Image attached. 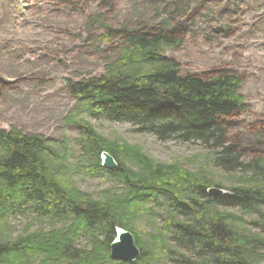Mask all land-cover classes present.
<instances>
[{
	"label": "trees",
	"instance_id": "16d2710c",
	"mask_svg": "<svg viewBox=\"0 0 264 264\" xmlns=\"http://www.w3.org/2000/svg\"><path fill=\"white\" fill-rule=\"evenodd\" d=\"M105 38V42L117 40L122 55L144 57L138 63L143 68L137 71L127 66L124 58L102 77L69 82L68 92L82 116L128 123L162 142L200 143L220 172L264 180V157L246 163L239 146L229 142L226 120L248 110L240 94L244 83L240 75L184 74L176 61L164 55L166 48L181 44L171 30L110 31ZM79 127V144L87 157L83 155L77 165L70 164L42 136L0 130V218L4 217V227L13 218H31L16 239L4 236L0 264H119L110 258L116 229L130 227L136 213L154 216L162 207L168 214L166 225L155 231L162 234L166 263L264 262V239L251 231L264 232L263 184L251 180L250 186H235L226 194L211 196L207 185L215 183L203 172L195 175L159 168L149 161L136 172L120 165L107 169L101 166L100 156L108 153L115 160L110 149L101 145L91 128ZM99 173L122 185V193L95 199L77 190L74 180L83 174L98 177ZM172 178L179 182L172 183ZM229 209L254 215L258 222L246 224L222 213ZM37 222L47 223L49 231H31ZM244 224L249 230L240 228ZM134 239L138 241L136 236ZM83 240L86 246L80 247ZM136 245L140 258L123 264L156 263L150 244H146V252Z\"/></svg>",
	"mask_w": 264,
	"mask_h": 264
},
{
	"label": "rangeland",
	"instance_id": "374dc122",
	"mask_svg": "<svg viewBox=\"0 0 264 264\" xmlns=\"http://www.w3.org/2000/svg\"><path fill=\"white\" fill-rule=\"evenodd\" d=\"M170 30L181 44L166 48L164 55L176 61L184 74L226 72L243 78L240 94L248 110L226 120L229 142L239 146L246 163L264 157V0H0V130L42 136L54 143L53 148L67 156L70 164L77 165L83 155L87 157L79 144V126H85L95 132L105 149H110L115 160L104 154L112 157L114 169L120 165L136 172L149 161L159 168L187 170L195 175L203 172L215 183L207 187L224 194L235 186H250L251 180L264 186V180L251 179L250 174L217 170L210 163L212 156L200 143L162 142L154 135L137 132L128 123L93 120L80 114L68 92L69 82L102 77L124 58L127 66L137 71L143 68L138 63L144 57L136 53L131 57L122 55L117 40L105 42L108 32ZM100 161L104 167L103 154ZM86 174L74 180L84 195L98 199L123 191L122 185L101 173L98 177ZM154 213H136L130 227L116 231L136 236L135 245L145 252L146 244H150L155 264H165L162 234L155 230L166 225L168 214L163 207ZM222 213L246 224L257 218L239 210ZM262 213L264 216V209ZM30 221L13 218L4 227V217L0 218V243H4V236L16 239ZM246 224L240 228L249 230ZM38 229L49 231L47 223L37 222L31 231ZM251 231L264 239V232ZM79 246H86L85 241ZM110 258L113 260L111 245Z\"/></svg>",
	"mask_w": 264,
	"mask_h": 264
},
{
	"label": "water",
	"instance_id": "95a60500",
	"mask_svg": "<svg viewBox=\"0 0 264 264\" xmlns=\"http://www.w3.org/2000/svg\"><path fill=\"white\" fill-rule=\"evenodd\" d=\"M104 167L107 169H114L116 167L114 160L108 154H103ZM211 196L223 195L221 190H209ZM140 256V251L135 245L134 238L124 230L116 231V238L111 244V257L113 260L121 262H134Z\"/></svg>",
	"mask_w": 264,
	"mask_h": 264
}]
</instances>
